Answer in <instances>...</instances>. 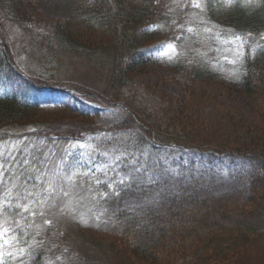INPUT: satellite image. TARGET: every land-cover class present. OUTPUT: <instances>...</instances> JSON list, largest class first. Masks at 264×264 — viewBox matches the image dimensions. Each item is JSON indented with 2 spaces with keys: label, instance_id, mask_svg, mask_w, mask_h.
<instances>
[{
  "label": "rangeland",
  "instance_id": "obj_1",
  "mask_svg": "<svg viewBox=\"0 0 264 264\" xmlns=\"http://www.w3.org/2000/svg\"><path fill=\"white\" fill-rule=\"evenodd\" d=\"M122 1L134 0H21V9H17L13 0H0V17L6 27L7 36H9V39L6 36L9 40L7 43L14 51L12 54L13 61L18 63L22 71L31 74L34 83L52 84L54 89H70L71 85L81 92L96 94V97H91L89 102L77 105L80 111L84 108L91 110V115H83L78 110L64 106V102L71 100L59 91H55L54 94H51L53 92H41L37 99L41 100L42 104L46 98H50L52 103H62L61 108L31 110L27 120L0 126L1 131L19 134L59 127L64 132H80L86 126L114 124V128L106 135L93 139L89 138L82 143H73L70 146L64 144L60 147L62 143L58 144L59 149H63L59 151L61 153L63 151L69 153L79 151L84 155L82 161L88 160V163L94 161L96 167L92 168L93 176L90 175L95 179L103 180L119 175L118 168H115L117 174L113 172L110 175L109 170L114 169L116 164H120L119 160L115 161L114 159H119L122 155H124V164L131 161L129 157H132V154L129 153V150L133 151L137 157L140 154L145 156L149 154V150L139 142L129 114L136 115L146 121L159 132L160 138L163 140L179 139L178 141L202 147L216 145L220 147L218 148L219 151H226L238 144L228 140L229 132H205L209 128L213 129L210 126L214 123L233 122L242 127V130L264 135V99H259L260 97H255V95H247L240 88L225 84L213 77L205 69L203 74L197 69L199 64L206 61L207 66L209 65L213 70H218L228 77L240 79L242 76L248 75L247 60L253 55L252 49L256 44L264 45V39L260 38L261 34H264V29L251 33L250 41L244 48L243 62L230 63L235 59L231 50L233 45L224 44L210 34L204 33L205 25L199 23L203 16L207 20L208 27H216L217 25L218 28L216 22L221 16L219 10L223 9L217 8L214 4L212 9L215 10L211 13L212 10L209 11L207 8L208 0H203L205 11L201 14L198 9L185 6L190 3V0H160L158 1L159 5L156 6L159 13L157 14V11L154 12L153 9L149 10L148 12L153 15L152 21H147L146 25L136 31L138 33L140 30L153 27L155 24L153 22L160 17L162 24L159 36L151 42L138 43L143 45L123 54L124 56L120 60L115 57L114 51L110 50L108 55L107 52L102 51L105 48L108 50V48L105 43L101 42L104 41L100 39L102 34L95 30L91 36L86 35V37L90 36L89 39L74 40V47L68 42V39L64 38L61 30L64 25H71V30L77 33L85 30L79 20V11L92 10L89 8L95 2L94 11L102 10L114 14L120 8ZM214 13H216L213 16L215 19L210 16ZM92 15L94 14L92 13ZM209 18L215 23L208 21ZM173 20L176 21L175 24H173ZM114 22L119 24V22ZM115 26L117 27L116 24ZM120 26L117 28V33L121 32ZM188 26L195 27L200 36L206 40L198 48L190 46V44L187 45L185 42L181 44L164 40L172 38L174 31L178 30L180 32L185 31L184 36L189 34L187 32ZM214 28V32L218 30ZM223 29L221 28V30ZM219 32L221 34L220 30ZM129 37L131 36L129 35ZM175 37H179V32ZM64 40L68 43H65ZM168 43L176 45L177 53L183 55L184 64L182 62L177 66V62L174 61L176 63L169 67L168 59L173 53L166 56L152 51ZM85 44L91 45L90 49L85 51ZM63 46H68L69 49L71 47V50L67 51ZM137 51L142 54L131 58ZM144 56H151L155 61L145 65L135 64ZM115 61L119 63L120 69L127 75V78L115 79L119 72H114L115 67L110 66ZM104 63L108 64L105 65ZM198 75L210 76V78L204 81H195ZM258 77L260 78L257 83L264 85V74L259 71ZM6 83H9L13 92L19 93L23 90V95L25 94L26 87L22 82L11 78L7 79ZM4 92L6 89L0 87V94ZM197 92L204 95V98L199 102L200 107H192V104L190 113H182L180 111L181 105L185 102L191 103ZM25 96L28 100L33 101L34 96ZM100 98L104 99L108 106L104 105ZM112 102H118L120 105L112 106ZM99 103L105 107L102 108ZM196 109L203 110L205 113L204 118L195 122L196 125L199 124L203 127L198 132L193 130L195 123L187 115L191 114L195 118L193 112ZM200 121L201 123H199ZM33 133L38 134V132ZM15 145L18 146L20 143L16 142ZM258 148L264 150V146H258ZM29 149L31 148L29 147ZM49 150H51L50 153L55 151L49 147L46 150V155L50 154ZM10 151L11 147L7 149L4 147V153L9 154ZM177 157L178 155L174 157L171 153L158 151L155 157V163L158 167L172 169L176 174L185 172L179 176L178 184L169 187V189L174 190L176 200L172 206L177 207V210L181 211L186 208L187 201H189L187 198L188 196L192 197L193 193H200L203 197L208 196L211 199L218 192L226 189L233 192L236 189L241 200L246 199L248 193L245 190L244 182L235 187L230 182L229 186H226L218 181V175L221 176V173L225 175L228 171V165L217 160L197 161V164L192 165L188 158L185 159L183 165H180L174 160ZM176 163L177 165L174 166ZM128 164L136 169V163L133 160ZM262 170L264 171V169ZM77 175V172H72L70 176L72 180H75ZM56 180L61 181L60 179ZM77 181L83 183L80 178ZM44 183L41 188L30 191V195L24 196L18 202L21 205L23 202L24 205L29 206V214L31 211L47 213V218L51 222L50 230L53 231L52 234L57 244L56 248L50 249L56 251L58 247H62L76 250L79 253L83 251L89 257L97 260L109 261L111 264H128L126 260L130 258L131 251L135 252L132 239L122 235L120 222L115 219L114 212H111L108 206L101 205L93 209L94 220L85 221L82 216L75 214L76 210L75 213L72 211L78 202L71 201V190L68 189L66 183L65 186L63 185L65 193H67L65 197L60 200L56 209H48V199L43 200V193L45 192L44 188L47 187L48 190L51 183L49 186L46 184V180ZM56 183L57 181L54 182V184ZM194 183L198 186H193ZM255 193H258L259 198L264 199V189L254 191L250 197H256L253 195ZM17 198L18 195L10 200L15 199L16 201L13 203H16ZM184 198L186 199L184 200ZM254 203L256 202L250 204L253 205ZM214 205L220 206L221 204L215 203ZM18 221L19 225H22L23 222L20 218ZM229 222L227 221V225L223 223L222 233L225 234L228 231L226 227ZM9 223L12 222L9 221ZM190 240L194 239L191 238ZM59 244L61 245L59 246ZM239 245L227 253L228 257L225 260L212 259L206 264H264V230L257 231L256 235H250L246 243ZM7 251L8 249H6ZM189 252L191 251L186 253ZM137 254L139 253L136 252L135 257L130 259L131 264H154L153 259L148 257L147 259ZM181 254L185 256V252L176 250L172 255L174 257V255L180 256ZM156 256L157 262L168 261L169 264H180L184 260L189 261L190 264V259L196 258L197 260L199 257L185 256L187 258L180 259H169L168 257L167 259L161 254H156Z\"/></svg>",
  "mask_w": 264,
  "mask_h": 264
},
{
  "label": "trees",
  "instance_id": "obj_2",
  "mask_svg": "<svg viewBox=\"0 0 264 264\" xmlns=\"http://www.w3.org/2000/svg\"><path fill=\"white\" fill-rule=\"evenodd\" d=\"M158 1L160 0L122 1L120 8L117 9L118 11L114 14L102 10L97 12L94 11L95 1L92 7L89 8L92 10L78 12L80 23L85 28L84 31L80 33L73 32L70 28L71 25H64L61 27V30L65 36L64 38L68 39V42H70L73 47L75 45L74 40L89 39L93 30L101 33L102 36L100 39L104 40L101 42H103V44L105 43L108 48V50H105V48L102 51H104V53L107 52L108 55L109 51L112 50L114 51L113 54L115 57L120 60L123 58V54L143 45H139L138 43L151 42L157 38L156 36L159 34V31L149 33L146 28L140 30L138 33L136 31L143 25H146V23H148L147 21H152L153 15L148 12L149 10L153 9L154 12L156 10L157 14L159 13L156 7L159 5ZM13 3L16 4L17 9L22 8L21 0H13ZM242 5L243 3L240 2L226 12H219L221 16L218 17L217 22L227 25L232 33L246 34L264 29V6L244 7ZM214 10L215 9H212L211 13L214 12ZM92 13L94 15H92ZM215 14L216 13L211 14L210 16L215 19L213 17ZM115 17H118V19H115ZM160 19L159 17L158 20L154 21V25H161ZM114 21L119 22V24ZM119 26L121 32L117 33V28ZM86 35L90 36L86 37ZM129 35L131 37H129ZM64 42L68 43L66 40H64ZM90 46L91 45L85 44L84 50L90 49ZM64 49L68 51L71 50V47L69 49L68 46H66ZM139 54L140 52H135L131 58ZM149 62L150 60L144 56L140 58L139 61L135 62V64L145 65ZM104 64L107 65L108 63ZM118 64L119 63L115 61L110 66L113 65L115 67L114 72H119L115 79L123 80L127 78V75L123 73ZM250 69L252 70L250 76L244 77V79L239 82L232 81L225 77L221 78L210 71L207 72L225 84L236 86L238 89L240 88L247 95H255V97H260L259 99H264V90L261 91L264 89V85L262 83H257L260 78L258 77L259 71L261 74H264V50L255 56ZM199 72L203 74V71ZM209 78L210 76L198 75L195 81H204ZM203 98L204 95L197 92L191 103L185 102L181 105L180 111L182 113H190L192 104V107H200L199 102ZM31 110H36V108L27 107L16 97H11L8 100H0V126L27 120ZM193 113L195 118H193L191 114L187 115L194 123L205 117L203 110L199 111V109H196ZM199 123H201V121ZM230 123L231 122L214 123L210 126L213 129L209 128V130H205V132H229L230 135L227 136L228 140L237 142L236 144L238 145L230 147L226 151H219L218 148L220 147L216 145L202 147L191 145L184 141H178L179 139L173 141L186 147L200 150L210 149L217 153H233L243 157L247 168H249L243 171V177L246 183L245 190L248 193L246 199L242 201L239 195H237L236 189L233 192L226 189L218 192V194L212 196L211 199H209L210 197L208 196L203 197L200 193H193L194 195L192 197L188 196L187 199L189 201H187L186 208L181 211L177 210V207L172 206L176 197L172 199H165L162 197L156 200L158 202L157 204H155L154 201V204L148 206V209L145 211L140 210L138 212H131L128 210V213L118 212L117 219L121 223L122 235L124 237H131L135 250V252L131 251L132 254L130 258H127L128 260H126V263L131 264L129 261L132 257H135L136 252L143 257H148L151 260L153 259L152 261L154 264H169L168 261L157 262L155 260L157 257L156 254H161L167 259L168 257L169 259H180L199 256L197 260L196 258L190 259L193 264H206L212 259H220L223 261L228 257L227 253L237 248L239 244V246H241L246 243L250 235H256L257 231L264 230V199H261V197L259 198L257 196L258 193L253 194L256 197H250L251 193L254 191L264 189V171L262 170L264 169V150L259 149L260 147L258 148V146H264V135L245 129L242 130V127L237 124L233 122ZM200 129H203L202 125L193 124V130L195 132H198ZM201 159L211 160V158L206 157H201ZM65 171L68 170L65 169ZM31 173H33V169L30 168L27 174L30 175ZM27 174L24 175V177H20L22 181L19 189L22 191L24 190L23 193L26 192L25 188L31 187L35 178V174L32 176H28ZM126 181L127 180L124 179L122 182L111 184V187L107 185V188L110 189L109 191L111 192V197L107 198L108 201H117L122 192L121 190L124 189ZM66 183V186L74 184L73 188H75L76 183H79V181H65L64 185ZM173 183L178 184V179L175 175H173ZM193 186L198 185L194 183ZM113 189L119 191L114 194ZM185 199L186 198H184V200ZM251 202L256 203L251 205ZM215 203H220L221 205L215 206ZM37 216L38 217L33 220L31 224L26 225L28 230L30 228V230L33 231L37 226L44 224L46 215L44 214L41 216L37 214ZM227 221L230 222L226 227L228 231H226L225 234L227 235H225L221 230L224 229L222 226L223 223L227 225ZM50 224H44L41 229L44 237L42 245L48 248H56L57 244L52 234L53 231L50 230ZM49 235L50 237L48 238ZM191 238L194 240H190ZM60 245L61 244H59V246ZM36 247L42 246L37 245ZM176 250H181L182 253L185 252V256L187 257H185L184 254L180 256L174 255L173 257L172 254ZM188 251L191 252L186 253ZM33 253L35 254H32L29 260L26 259L25 264H49V262H51V264H61L60 260L67 264H111L109 261L91 258L83 251L79 253L76 250L62 247L57 248L55 251L56 254H45L44 256H40L42 254L37 248H34ZM124 256H126V254ZM191 262L190 264H192ZM180 264H189V261L184 260Z\"/></svg>",
  "mask_w": 264,
  "mask_h": 264
},
{
  "label": "snow or ice",
  "instance_id": "obj_3",
  "mask_svg": "<svg viewBox=\"0 0 264 264\" xmlns=\"http://www.w3.org/2000/svg\"><path fill=\"white\" fill-rule=\"evenodd\" d=\"M237 0H208L207 8L209 11L212 10L213 5L219 9L228 10L231 9L233 6L236 5ZM186 7H190L192 9H198L199 12L202 14L205 11V4L203 0H190L189 4L185 5ZM244 7L254 6V7H261L264 6V0H244L243 5ZM176 21L173 20V24H175ZM191 23V22H189ZM200 24H204L205 27L203 29L204 33L210 34L215 39L220 40L224 44L233 45V48L231 49L234 53L235 59L230 61V63H237L243 62V58L245 56V45L249 43L251 38V33H248L247 35H242L238 33H232L231 30H229V33L226 36H221L219 30L213 31V27L207 26V20L203 16L201 17ZM180 27H183V25H180ZM187 32L189 34L195 33L197 36L200 35L199 31L193 27L188 26ZM261 39H264V34H261ZM179 39V37L177 38ZM257 48H261L264 50V46H261L259 44H256L252 51L255 53ZM155 53H161L163 55H168L169 53H173L172 56H169L168 62L172 63L177 58L178 53L176 50V45L174 43H168L163 46H159L156 49L152 50ZM3 166L0 165V174H2ZM69 180H72V177H68ZM122 182V181H121ZM99 183V181H97ZM109 187H111V184H109ZM67 194V193H65ZM30 195V194H29ZM19 197L17 198V202L13 204V201L11 200H5L3 198H0V264H5V254L9 258H11L13 261L15 260H21L22 257L26 254V249L24 247H21V238L26 235L23 228L20 227L19 221L15 220V215L21 216L22 219L26 220L28 217L24 216V213H29V206L28 205H21V203L18 202ZM31 203V201H30ZM42 203V202H41ZM6 206L7 208L13 209V223H9V215L6 213ZM37 214L43 216V212L37 213L36 211H31L30 215L32 217H35ZM45 224H50L51 222L48 220H44ZM39 235V233H37ZM25 244L28 243V241H23ZM29 247H32V245H29ZM6 249L8 251L6 252ZM29 255L31 253H28ZM59 259V258H57ZM51 264V262H49Z\"/></svg>",
  "mask_w": 264,
  "mask_h": 264
}]
</instances>
